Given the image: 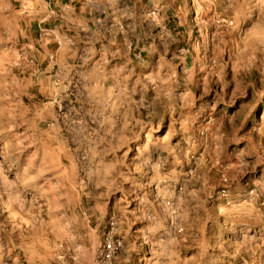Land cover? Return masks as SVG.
I'll list each match as a JSON object with an SVG mask.
<instances>
[{"label": "rangeland", "instance_id": "374dc122", "mask_svg": "<svg viewBox=\"0 0 264 264\" xmlns=\"http://www.w3.org/2000/svg\"><path fill=\"white\" fill-rule=\"evenodd\" d=\"M153 1L93 82L0 0V264H264V0Z\"/></svg>", "mask_w": 264, "mask_h": 264}, {"label": "crops", "instance_id": "0c3cea01", "mask_svg": "<svg viewBox=\"0 0 264 264\" xmlns=\"http://www.w3.org/2000/svg\"><path fill=\"white\" fill-rule=\"evenodd\" d=\"M46 1L48 5L53 6L54 13L49 10L50 15L57 16L58 10L65 12L60 18H67L65 25L68 34L65 41L69 44L68 53L72 61L73 72L84 68V74L89 76L93 82H97L99 78H93L94 75L91 76V74L103 72L101 68L108 63L109 59L114 58L116 51L120 52L122 35H129L134 31L136 33L152 31L154 26L161 25V17L152 12L153 0ZM162 17L165 16L162 15ZM61 23L64 24L62 21L59 25ZM59 25L50 27L45 31L48 33L47 38H45L46 35L39 37V40L35 39L33 44L38 47H41V43L53 44L55 42L53 38L56 37L60 28ZM57 47L54 45L53 51ZM54 55L51 54V56Z\"/></svg>", "mask_w": 264, "mask_h": 264}]
</instances>
